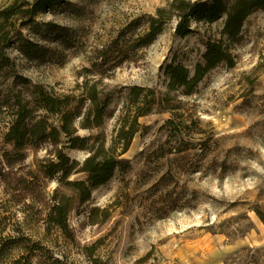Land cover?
Listing matches in <instances>:
<instances>
[{
  "label": "rangeland",
  "instance_id": "374dc122",
  "mask_svg": "<svg viewBox=\"0 0 264 264\" xmlns=\"http://www.w3.org/2000/svg\"><path fill=\"white\" fill-rule=\"evenodd\" d=\"M10 1L0 0V6ZM171 1L60 0L37 16L36 32L24 29L27 37L56 50L53 57L28 59L16 44L9 53L33 82L59 94L77 92L85 68L103 46L115 48L116 38L122 45L144 32L147 17ZM134 20L138 25L129 31ZM48 22L66 28L73 46L59 43ZM176 23V18L168 23L137 59L108 71L103 84L113 96L110 114L100 128L79 130L81 135L104 132L110 140L133 85L169 97L170 110L140 118L142 127L124 155L131 167L117 170L84 203L71 186L43 178L49 196L58 190L72 197L67 232L47 230L44 213L40 217L36 208L9 201L0 185V218L43 241L40 250L15 253L22 254L21 264H264V222L255 211H264V11L245 22L233 49L236 64L211 69L190 95L169 89L165 67L176 60L193 72L205 47L196 31L178 35ZM192 25L199 23L193 19ZM221 26V20L215 22L209 33L216 35ZM8 120L0 114V153L18 151L5 140ZM22 152L23 165L38 172L46 150ZM67 152L81 162L89 155L80 149ZM69 179L87 175L74 173Z\"/></svg>",
  "mask_w": 264,
  "mask_h": 264
},
{
  "label": "trees",
  "instance_id": "16d2710c",
  "mask_svg": "<svg viewBox=\"0 0 264 264\" xmlns=\"http://www.w3.org/2000/svg\"><path fill=\"white\" fill-rule=\"evenodd\" d=\"M59 3L60 0H11L0 6V114L10 119L6 142L18 150L0 153V185L10 194L9 201L36 208L40 217L44 213L47 230L57 227L67 232L72 197L58 190L49 196L43 178L57 179L71 186L77 190L81 203L88 201L93 190L107 183L117 170L127 171L131 167L130 159L124 155L142 127L140 118L155 110L171 109L166 104L169 97H163L160 91L133 85L110 140L104 132L79 134L80 129L100 128L110 114L113 96L103 84L108 71L123 61L137 59L138 52L153 43L176 18V33L184 37L196 31L205 47L203 59L196 63L193 72L176 60L165 67L169 89L190 95L211 69L221 63L236 64L233 49L242 40L248 18L257 11H264V0H172L147 17L144 32L126 39L122 45L120 37L116 38L115 48L103 46L90 67L85 68L87 73L75 89L77 92L62 94L19 72L15 58L9 53L10 46L16 44L18 51L28 59H51L56 50L27 37L24 29L28 27L36 32L37 16L53 10ZM193 19L199 23L197 28L192 25ZM219 20L222 26L218 33L210 34L208 28ZM137 25L138 20H134L127 29L131 31ZM46 26L57 31V39L64 47L73 46L64 33L66 28L53 22ZM202 26L207 28L202 30ZM168 123H174L173 118ZM30 147L46 150L39 161L38 172L23 165L26 155L22 150ZM67 149L87 150L89 155L81 162L72 158ZM17 164L21 166L16 167ZM74 173H85L87 179L70 180ZM255 211L264 222V211L258 208ZM42 242L41 238L22 235L19 228H9L4 218H0V264H21L22 254L15 253H33L43 248Z\"/></svg>",
  "mask_w": 264,
  "mask_h": 264
}]
</instances>
